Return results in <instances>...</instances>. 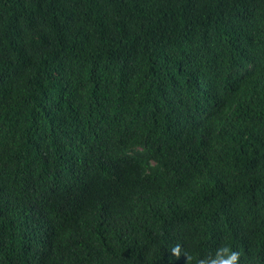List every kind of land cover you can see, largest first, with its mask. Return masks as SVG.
Masks as SVG:
<instances>
[{"label":"trees","instance_id":"trees-1","mask_svg":"<svg viewBox=\"0 0 264 264\" xmlns=\"http://www.w3.org/2000/svg\"><path fill=\"white\" fill-rule=\"evenodd\" d=\"M264 264V0H0V264Z\"/></svg>","mask_w":264,"mask_h":264},{"label":"clouds","instance_id":"clouds-1","mask_svg":"<svg viewBox=\"0 0 264 264\" xmlns=\"http://www.w3.org/2000/svg\"><path fill=\"white\" fill-rule=\"evenodd\" d=\"M171 256L176 259L183 257L186 264H189L192 260L189 253L180 244L172 248ZM241 259V252L238 249L233 248L228 243H222L214 251L200 257L197 260V264H241Z\"/></svg>","mask_w":264,"mask_h":264}]
</instances>
